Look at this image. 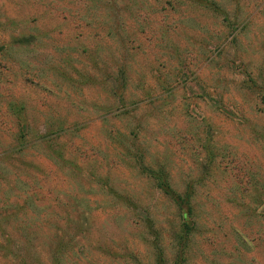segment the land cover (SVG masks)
I'll return each mask as SVG.
<instances>
[{"label": "rangeland", "instance_id": "obj_1", "mask_svg": "<svg viewBox=\"0 0 264 264\" xmlns=\"http://www.w3.org/2000/svg\"><path fill=\"white\" fill-rule=\"evenodd\" d=\"M94 1L0 0V217L13 246L32 232L34 264H52L60 241L63 264H153L151 218L171 263L177 210L139 156L180 194L197 184L188 264H264V0H214L230 23L187 1L115 0L119 18ZM6 244L0 264H20Z\"/></svg>", "mask_w": 264, "mask_h": 264}, {"label": "trees", "instance_id": "obj_2", "mask_svg": "<svg viewBox=\"0 0 264 264\" xmlns=\"http://www.w3.org/2000/svg\"><path fill=\"white\" fill-rule=\"evenodd\" d=\"M103 1L104 0H95L94 3L97 5H102ZM110 1L112 2H106V3L109 4L108 8L114 9L112 10L113 13L112 16L114 18H119L118 13L120 10L119 7L117 6L118 4L116 3L117 1L115 0H110ZM176 1L192 2L194 5L207 8L222 16L225 22L230 23V18L228 17L227 11L223 10L222 7L214 0H176ZM228 27L230 29H233L234 25L229 24ZM249 83L252 85V87L255 86L252 80H249ZM118 91L119 88L114 87L111 91L112 96H114L115 99H118L120 105L121 104L125 105V99L123 97V94L118 93ZM45 141L49 143L48 145H52L51 143L52 140L48 139ZM55 153L58 156L62 157L60 150H56ZM136 161L139 166L137 164L136 165L139 167L141 173L145 174L146 177L152 180V184H153L152 186L156 190L164 194L167 198H169L171 202L175 205V208L177 210L178 224L175 226V230H173V236H172L173 244L177 250V256L176 258H173L171 263L167 258L164 257L163 250L161 247V243H162L161 233L158 232V230L155 228L154 222L151 220V218L144 219L143 221L145 228L147 230H150L148 231V234L152 236V239L154 241L152 242V247L156 251L155 253L156 258H154L153 264H188L190 249H192L191 246H193L194 244L193 239L196 233L199 232L198 213L200 211L198 210V203H197L198 199L196 198L195 195V187L197 185L196 182L195 183L189 182L185 188L184 193L180 194L173 188L169 180V174L164 165H160V168L158 169H152L148 166H145L142 157L140 158L139 156L138 157L136 156ZM110 187L111 188L109 189L113 188L112 186ZM109 193L113 195V191H109ZM138 206L139 204L134 203L135 209L138 208ZM7 221L8 220L5 217H0V235L7 240V244H8V245L6 244L7 246H4V249L5 250L9 249L12 252H16L15 257L21 261L20 264H34L35 262L37 263L38 260L37 261L34 260V253H32L33 252L32 232H28L27 234H25L26 240H23L24 241L23 244H20L19 246L16 245L13 246V244L16 243L13 240L14 238L11 235L10 229H7V226L5 224ZM70 224L73 225L72 222H70ZM78 225L80 229H83L84 226L83 221L81 223L79 222ZM70 245L71 244L69 242H65V241H60L56 243L55 251H53L52 258H50L52 264L64 263V262L62 263L63 255L68 251L67 249L70 247ZM21 251H23V253H21Z\"/></svg>", "mask_w": 264, "mask_h": 264}]
</instances>
